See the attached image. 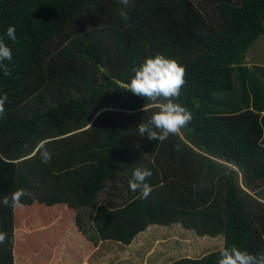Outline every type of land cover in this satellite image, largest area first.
I'll list each match as a JSON object with an SVG mask.
<instances>
[{"label": "trees", "instance_id": "16d2710c", "mask_svg": "<svg viewBox=\"0 0 264 264\" xmlns=\"http://www.w3.org/2000/svg\"><path fill=\"white\" fill-rule=\"evenodd\" d=\"M199 2L0 0V37L13 50L12 62H4L11 75L0 69V97H8L0 199L9 198L8 206L0 203V232L7 234L0 264L39 255L46 243V235L21 230L20 210H28L29 226L57 218L48 212L58 206L75 211L94 246L130 245L153 225L224 237L221 249L169 264H218L232 246L264 253V79L256 74L264 78V66L249 68L247 60L264 36V0H213V14ZM12 25L17 43L5 35ZM158 54L186 68L175 102L193 114L180 136L162 143L138 131L158 109L126 90L132 68ZM43 148L52 153L47 164ZM138 167L152 172L147 199L129 185ZM107 185L111 198L120 186L119 203L97 202ZM21 188L33 195L13 208L11 194Z\"/></svg>", "mask_w": 264, "mask_h": 264}, {"label": "clouds", "instance_id": "9594fccd", "mask_svg": "<svg viewBox=\"0 0 264 264\" xmlns=\"http://www.w3.org/2000/svg\"><path fill=\"white\" fill-rule=\"evenodd\" d=\"M125 6L130 7V0H119ZM120 16L127 20L128 13L120 10ZM6 37L13 43H17L16 28L9 26ZM13 50L5 43L4 37H0V69L5 76L11 75V70L5 65V61L11 63ZM133 78L127 85L126 90L142 97L158 109L154 112L147 123L141 122L138 126L139 135L148 140L164 142L169 136H180L182 129L187 127L193 120V114L185 106L176 103L181 96V91L186 84V68L176 60L166 58L158 54L154 58H147L139 67H133ZM8 102L7 95L0 97V118L5 115V104ZM144 107L141 109L144 111ZM42 162L47 164L52 159V153L46 148L41 151ZM152 176L151 170L147 168H136L132 179L129 181L133 192L139 190L142 199H147L153 191V187L146 182ZM33 194L24 188L18 189L11 194V206L22 207V198L31 197ZM0 203L9 205V198L4 196ZM6 233L0 232V244L6 239ZM218 264H264V253L257 255L239 250L236 246L224 248L220 252Z\"/></svg>", "mask_w": 264, "mask_h": 264}, {"label": "crops", "instance_id": "0c3cea01", "mask_svg": "<svg viewBox=\"0 0 264 264\" xmlns=\"http://www.w3.org/2000/svg\"><path fill=\"white\" fill-rule=\"evenodd\" d=\"M262 39H264V36L261 37L258 41ZM253 54H255V52ZM247 60L248 62H250V65L248 66L249 68L254 67L253 64L264 66V61L257 60L255 56L253 63H251L252 61H251L250 51ZM59 207H62L61 208L62 213L58 214V216H62L63 218H66L69 215H72L74 218L76 217V213L74 210L68 209L65 206H58L56 208ZM53 209L55 208L50 209L48 213H51ZM72 227H75V225H72ZM171 227L174 228L171 232L172 233L176 232V234L179 235V239L183 240L187 231L179 226H171ZM71 228L69 230L67 229L66 231L60 233V237H56L55 235H51V234H46L47 240L44 238V241H46V243L42 244L41 248L44 247V245H46L49 247V250L47 252L46 257H44V259H41L40 264H111V263L118 264L117 262H120L119 264H151L152 261L149 258L148 253L150 251V246L153 245L151 242L152 238L148 239L146 238V235H150L149 229L150 230H153L154 228L165 229L169 227H161L155 225L150 226L145 232L139 234L130 245H125L123 243H119L115 241H101L97 246L91 244L82 235V233L80 235L77 234V231H79L77 226L75 227L76 233H74L75 230ZM19 229L21 228H18V230ZM23 231L27 236L29 237L31 236L30 234H28L27 229ZM70 234L71 236H73L71 239H69ZM43 235L38 237L43 238L44 237ZM204 238H206L205 240L207 241L205 242L204 245H208V247L210 246V248L209 249L207 248V250H212L215 249L217 246H219L220 244H214L213 241L220 238L222 239L220 240V243L221 244L223 243L224 246V237L210 238V239L209 237H204ZM25 244L27 245V249L25 248L26 252L33 255L32 254V249H34L33 244H31L29 240L25 241ZM203 249H205V247ZM112 250H114L113 251L114 255H109V252L106 254V251H112ZM101 251L103 253H101ZM169 251L170 252H165L164 254H160L158 256L159 258H161V256L162 258H164V261L162 260L160 264L171 263L169 261L170 260L169 258L178 255L179 249L175 248L174 250H169ZM36 256L39 255H37L36 253L33 256H28L27 254H24L22 255V257L19 258V260L17 259L16 264H32L31 260ZM179 258H183V256Z\"/></svg>", "mask_w": 264, "mask_h": 264}, {"label": "rangeland", "instance_id": "374dc122", "mask_svg": "<svg viewBox=\"0 0 264 264\" xmlns=\"http://www.w3.org/2000/svg\"><path fill=\"white\" fill-rule=\"evenodd\" d=\"M199 4L203 5L202 7H204V10L210 14L214 13V7L212 5L213 0H199ZM264 39L256 42L253 45V48L250 50V54H251V63H253L254 61V56L257 60L259 61H264ZM255 52V54L253 53ZM250 65V62H248V66ZM254 67L259 66V65H255L253 64ZM253 68V67H252ZM256 74L261 77V79H264L263 76L260 74L259 71H256ZM238 86H240V79L238 80ZM110 185H107L106 187H104L98 197L97 202L98 203H109L110 201H114L116 203H119L122 198L124 196H117V194H120L119 192H121L122 189L117 188L114 191V194H116V196H114L113 198H111L110 196H108L107 194V190L109 188ZM123 194L125 195V193L123 192ZM127 197V196H125ZM111 199V200H110ZM61 208H55L51 211V213H57L60 214L61 212ZM19 210V209H18ZM17 210V213H18ZM28 213V210L23 209L20 210V215H21V222L23 223V228L21 230H26L28 234H30V237L33 236H41L42 234L46 235V234H51V235H55L56 237H60V233L66 231L67 229L69 230L72 225H75V218L72 215H69L66 218H63L62 216H57V218H53L51 220H49L47 218V222L42 223V224H35V223H30V225L28 226L26 224L25 219H23V216H26ZM49 213V214H51ZM45 215H40L39 220H41ZM51 216H53L51 214ZM88 222V220H87ZM89 225L86 224V228ZM27 227V228H26ZM72 227L71 229H74L76 233V228ZM78 228V227H77ZM173 227H169V228H165V229H159V228H154L153 230L149 229V234L150 235H146V238H152L151 242H152V246H150V251L148 253L149 258L151 259L152 263L151 264H160V262L163 260L164 258H159L158 256L160 254H164L165 252H170L169 250H174L175 248L179 249L178 255L172 256L170 257L169 261L173 262L175 261L177 258L183 256V257H191V258H197L199 256H202L203 254L207 253L206 251H204V247L207 249L210 248V246L208 247V245H204L205 242H207L205 239L206 238H199L196 234L191 233V232H187L185 237L183 238V240L179 239V235L176 234V232L172 233L171 231L173 230ZM77 234H81V231H77ZM73 236H69V239H71ZM44 238V237H43ZM210 239V238H209ZM220 239L214 240V244H220L219 246H217L215 249L213 250H218L221 249L223 247V243H220ZM223 242V241H222ZM211 244V243H209ZM49 250V247L44 245V247H40V253L39 255H43V257H46L47 252ZM198 250V251H197ZM113 251H106V254L109 252V255H114ZM101 253H103L101 251ZM118 264L120 262H117ZM114 264V263H111Z\"/></svg>", "mask_w": 264, "mask_h": 264}]
</instances>
